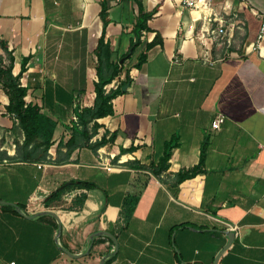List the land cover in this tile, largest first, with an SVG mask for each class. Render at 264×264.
Returning <instances> with one entry per match:
<instances>
[{"label": "crops", "instance_id": "1", "mask_svg": "<svg viewBox=\"0 0 264 264\" xmlns=\"http://www.w3.org/2000/svg\"><path fill=\"white\" fill-rule=\"evenodd\" d=\"M263 4L0 0V39L14 74L28 57L25 100L57 121L47 160L7 158L24 135L13 130L17 118L0 84V200L23 212L0 201V264H215L217 256L216 264H264V40L252 48ZM140 6L157 12L119 60L137 40ZM209 11L223 35L209 33L221 23L208 21ZM104 27L120 66L106 89L122 88L67 158L75 109L94 103ZM218 114L224 120L214 128ZM168 148V167L154 172ZM202 155L198 173L180 179ZM58 187L61 199L45 205ZM227 230L235 233L224 249Z\"/></svg>", "mask_w": 264, "mask_h": 264}, {"label": "trees", "instance_id": "2", "mask_svg": "<svg viewBox=\"0 0 264 264\" xmlns=\"http://www.w3.org/2000/svg\"><path fill=\"white\" fill-rule=\"evenodd\" d=\"M106 9L103 6V11ZM157 8L150 12H145L143 7H139L138 21L135 26V32L137 40L131 43V49L122 55L121 58L127 57L131 54L137 45L140 43L141 31L143 29H149L147 21L151 19ZM105 24V20H104ZM107 24V22H106ZM157 34L154 39L145 45V51L142 52L138 60V65H140L146 57V52L157 42ZM0 45L4 53L0 52V84L9 97V103L7 104V110L17 118V124L14 126L13 130L20 135H24L22 142L17 140L16 154L8 155L7 158L13 160H47L49 154V148L52 145V138L57 126V121L51 118L49 115L41 111V106L37 103L26 102L25 96L27 94V87L23 86L20 81V77L25 70V65L28 57H25L22 61V68L18 74L13 73L14 66V55L12 51L8 48L7 42L0 39ZM97 55V75L98 80L95 81V99L91 106L78 107L75 109L78 116L77 123L73 126V133L69 138L67 158L71 154L72 150L81 145L82 141L88 140L93 133L99 127V122L97 118L107 115L112 112V98L121 91L122 85L117 89H106V85L112 82V80L118 75L120 71V66L117 61L112 60V50L111 45L105 40V27L102 32L101 37L98 39V44L95 49ZM118 60V61H119ZM93 121V130L91 133L87 131V125L89 122ZM103 142L100 141L99 144ZM97 144V145H99ZM96 145V146H97ZM171 148V145L169 146ZM171 152L168 148L165 154L159 162V166L152 167V170L158 173L159 170L168 167V159L170 158ZM203 163V155L201 156L200 163L188 170H184L178 174L180 179L191 177L198 173L200 166ZM72 183H75L73 181ZM79 184L86 188L95 187L96 184L90 181H81ZM62 189L57 188L48 197L45 198L44 204L49 205L53 200L59 198L61 199ZM86 194L81 195L79 206H82L85 200ZM129 215H127L128 217Z\"/></svg>", "mask_w": 264, "mask_h": 264}, {"label": "built area", "instance_id": "3", "mask_svg": "<svg viewBox=\"0 0 264 264\" xmlns=\"http://www.w3.org/2000/svg\"><path fill=\"white\" fill-rule=\"evenodd\" d=\"M182 3L184 6L188 8H208L210 9L212 7V0H182ZM206 18L208 21H212L214 19L221 21V23L217 27L211 28L209 30L210 34L223 35L226 32V27L224 23L222 22V20L218 18L215 12L209 11L208 14H206ZM263 40H264V4H263L262 12H261V22H260L259 32H258L256 41L252 44L253 45L252 48L254 49L260 48ZM223 120H224L223 114H218V116L213 120L212 126L214 128H219ZM41 165L42 164H39V166ZM104 166L108 169H111L113 167V164L105 163ZM12 264H14V262H12Z\"/></svg>", "mask_w": 264, "mask_h": 264}, {"label": "water", "instance_id": "4", "mask_svg": "<svg viewBox=\"0 0 264 264\" xmlns=\"http://www.w3.org/2000/svg\"><path fill=\"white\" fill-rule=\"evenodd\" d=\"M1 202H4V203H10V204H12V205H14L16 208H17V210L19 211V212H21V213H23L22 212V210H21V208L20 207H18L15 203H13V202H7V201H3V200H0ZM52 213L53 215H55L54 214V212H52V211H49V210H42V211H40V212H38L39 214H43V213ZM29 216H31V215H29ZM60 231H61V226H60V224H59V233H60ZM227 232V234H228V238H229V242H228V244L224 247V249L232 242V240H233V238H234V231L233 230H227L226 231ZM107 234V233H106ZM110 236H112L111 234H109ZM94 235H92V237H93ZM113 237V236H112ZM91 238V237H90ZM113 239L115 240V242H116V239L113 237ZM66 252H68V253H70V251H68L67 249H64ZM71 254V253H70ZM217 260H218V256H217V258H216V260H215V264H216V262H217ZM104 261V260H103ZM103 263V262H102Z\"/></svg>", "mask_w": 264, "mask_h": 264}]
</instances>
